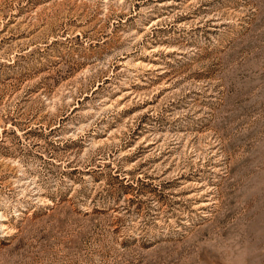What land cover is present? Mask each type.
Here are the masks:
<instances>
[{"label":"rangeland","instance_id":"obj_1","mask_svg":"<svg viewBox=\"0 0 264 264\" xmlns=\"http://www.w3.org/2000/svg\"><path fill=\"white\" fill-rule=\"evenodd\" d=\"M0 264H264V0H0Z\"/></svg>","mask_w":264,"mask_h":264}]
</instances>
